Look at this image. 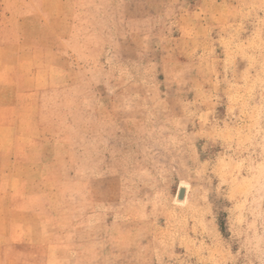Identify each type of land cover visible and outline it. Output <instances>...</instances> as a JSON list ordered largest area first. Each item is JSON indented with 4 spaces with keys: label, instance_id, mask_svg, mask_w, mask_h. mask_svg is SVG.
<instances>
[{
    "label": "rangeland",
    "instance_id": "obj_1",
    "mask_svg": "<svg viewBox=\"0 0 264 264\" xmlns=\"http://www.w3.org/2000/svg\"><path fill=\"white\" fill-rule=\"evenodd\" d=\"M0 264H264V0H0Z\"/></svg>",
    "mask_w": 264,
    "mask_h": 264
},
{
    "label": "water",
    "instance_id": "obj_2",
    "mask_svg": "<svg viewBox=\"0 0 264 264\" xmlns=\"http://www.w3.org/2000/svg\"><path fill=\"white\" fill-rule=\"evenodd\" d=\"M183 193H184V192L181 190V191H180V194H179V198H182Z\"/></svg>",
    "mask_w": 264,
    "mask_h": 264
}]
</instances>
